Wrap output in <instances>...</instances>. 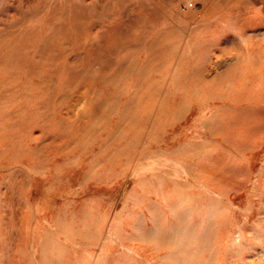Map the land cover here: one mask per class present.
Returning a JSON list of instances; mask_svg holds the SVG:
<instances>
[{"label": "rangeland", "instance_id": "374dc122", "mask_svg": "<svg viewBox=\"0 0 264 264\" xmlns=\"http://www.w3.org/2000/svg\"><path fill=\"white\" fill-rule=\"evenodd\" d=\"M0 264H264V0H0Z\"/></svg>", "mask_w": 264, "mask_h": 264}]
</instances>
